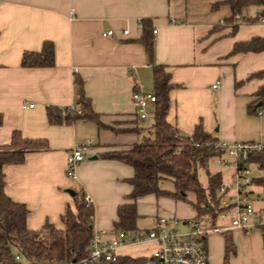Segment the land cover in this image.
Wrapping results in <instances>:
<instances>
[{"label":"crops","instance_id":"crops-1","mask_svg":"<svg viewBox=\"0 0 264 264\" xmlns=\"http://www.w3.org/2000/svg\"><path fill=\"white\" fill-rule=\"evenodd\" d=\"M229 2L2 0L0 147L11 143L13 131L23 139L45 142L43 148L26 150L21 164L3 167L4 193L26 207L29 231H41L46 224L63 228L65 207L75 211L67 189L92 200L93 229H114L118 207L129 203L133 169L103 155L129 150L152 136L148 127L153 125L154 107H148L149 117L140 119L132 95L135 90L153 92L154 65L163 66L170 76L173 88L168 93L166 121L178 132L191 135L201 124L216 141L264 144V101L258 97L264 88V74L258 76L264 72V51L233 53L236 44L264 38V19L259 18L264 7L252 5L230 21ZM241 18L259 20L249 23ZM108 31L113 36L103 37ZM144 35L153 42L151 58L141 42ZM44 42L53 45V66L22 67V55L40 52ZM76 79L82 82L99 124L83 120L49 124L46 107H76ZM218 80L221 86L213 90ZM260 102L263 105L257 107ZM147 119L151 125H146ZM86 142L91 147L75 170L76 179L71 180L66 176L68 153ZM250 168L253 205L264 213V168L256 163ZM209 173L219 174L221 184L234 194L231 167ZM151 197L159 210H151L154 219L143 230L151 229L157 218L180 222L196 218L192 206L155 195L136 201L137 218L139 204ZM186 199L196 201L191 192ZM219 222V227L228 226L223 220L213 225ZM224 233L206 238L208 264H225L226 233L234 246L228 264H264V225L254 221ZM131 248L120 249V256L128 257L126 251L136 249ZM154 249V245L145 246L130 258L144 257Z\"/></svg>","mask_w":264,"mask_h":264},{"label":"trees","instance_id":"trees-1","mask_svg":"<svg viewBox=\"0 0 264 264\" xmlns=\"http://www.w3.org/2000/svg\"><path fill=\"white\" fill-rule=\"evenodd\" d=\"M232 17L230 21L241 15L244 9L252 5L264 7V0H230ZM264 19V11L259 15ZM241 18L243 21L254 23L259 20ZM146 53L151 58L153 42L144 35L141 39ZM264 38H255L250 42L236 44L235 52H262ZM54 64V50L50 42H44L38 53L26 52L22 55L21 66L24 68L51 67ZM264 72L258 76L263 75ZM155 96L153 103L152 136L145 138L141 143L126 151H115L103 155L104 159L122 162L133 169V177L129 180L132 192L127 197L129 203L117 209V222L114 230H136V201L147 195L168 197L189 203L187 193L195 195V203H190L196 211V218L210 216L212 225L218 216L217 190L221 184L219 174L209 173V162L220 155L213 147L206 144L216 141L211 134L204 131L198 124L191 135L180 139L178 131L169 125L166 117L169 109L168 93L173 88L170 76L160 65L153 66ZM77 85V104L74 108L59 109L46 107V116L49 124H71L77 120L99 124L98 115L92 111L90 100L82 90V82L75 80ZM264 101V88L258 93ZM2 117L0 116V125ZM45 142L23 139L18 131H13L11 143L0 147V264H80L88 255L89 241L93 233L92 207H86L84 195L74 191L73 212L69 206L65 207L61 217L63 228L56 229L46 224L41 231L32 232L26 227L28 213L23 204L15 203L4 193L3 167L17 165L24 161L26 150L43 148ZM251 163L264 168V153L254 154ZM204 170L207 174V185L203 186L198 180V171ZM164 182H171L173 191L161 187ZM226 233V232H225ZM224 233V234H225ZM234 254L231 237L225 234V258L228 264L230 255ZM19 255L21 261H16ZM144 259L120 257L113 264H143Z\"/></svg>","mask_w":264,"mask_h":264},{"label":"built area","instance_id":"built-area-1","mask_svg":"<svg viewBox=\"0 0 264 264\" xmlns=\"http://www.w3.org/2000/svg\"><path fill=\"white\" fill-rule=\"evenodd\" d=\"M1 5L2 0H0V7ZM121 33L126 35L127 30ZM113 34V31H108L103 34V37H111ZM220 86L221 81L218 80L211 88L217 90ZM132 100L138 117L140 119L149 117L147 109L155 102V96L146 91L135 90ZM23 108L27 106L24 105ZM177 136L182 139L186 135L178 132ZM209 145L220 153L216 157L218 164L223 168L231 167L233 170L234 194H230V189L225 184H221L217 190L219 213L216 221H228V226L215 227L212 225L211 217L207 215L185 222L157 218L154 226L148 230L99 231L93 229L88 255L80 264H113L122 257L119 254L120 249L141 244L155 246L149 256L132 258H143V264H208L205 243L210 234L247 227L253 225L254 221L264 225V213L254 207L249 191L252 184L250 158L254 154H263L264 144L214 141L205 146ZM90 147L91 143L86 142L74 146L68 153L66 176L69 179H76L75 170L84 160ZM83 202L86 207H92V200L88 195H84ZM20 258L19 255L15 257L16 261H21Z\"/></svg>","mask_w":264,"mask_h":264},{"label":"rangeland","instance_id":"rangeland-1","mask_svg":"<svg viewBox=\"0 0 264 264\" xmlns=\"http://www.w3.org/2000/svg\"><path fill=\"white\" fill-rule=\"evenodd\" d=\"M151 119H147L146 121V125H151ZM149 130H152V127H148ZM151 135V134H150ZM221 170V166H219V164L216 162L215 159H212L209 162V172H216V171H220ZM198 180L199 182L203 185L206 186L207 185V174L204 170H199L198 171ZM161 187L167 191H173V185L171 182H164ZM155 197H151L148 199L143 200V202H141V204H139V216L136 220V229L138 230H143L146 228H149L151 226V222L154 219V217H151V210H159L157 205L155 204ZM178 201V200H177ZM182 202V201H181ZM185 205L187 206H191L190 203H186L183 202ZM216 227L221 226V223H217L215 225ZM184 228V227H181ZM210 236V235H209ZM208 236V237H209ZM148 246L146 244H141V245H135V246H128V247H135V250H128L126 251L125 255L128 257H132V256H136V252L142 251L143 247ZM133 249V248H131ZM152 252H150L151 254ZM149 254V255H150ZM149 255H143L144 257H147ZM27 264V263H24Z\"/></svg>","mask_w":264,"mask_h":264},{"label":"water","instance_id":"water-1","mask_svg":"<svg viewBox=\"0 0 264 264\" xmlns=\"http://www.w3.org/2000/svg\"><path fill=\"white\" fill-rule=\"evenodd\" d=\"M262 105H263V103L260 102V103L257 105V107H261ZM93 159H95V157H93ZM66 192H67L71 197H73V196L75 195V192H74L73 190H71V189H67Z\"/></svg>","mask_w":264,"mask_h":264}]
</instances>
